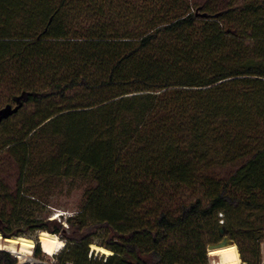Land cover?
Masks as SVG:
<instances>
[{"label":"trees","instance_id":"16d2710c","mask_svg":"<svg viewBox=\"0 0 264 264\" xmlns=\"http://www.w3.org/2000/svg\"><path fill=\"white\" fill-rule=\"evenodd\" d=\"M9 104L0 157L19 178L0 194L15 212L35 202L24 188L35 168L89 181L84 207L60 221L29 214L13 230L0 209L5 237L64 236V223L83 233L59 263L22 264H95L102 230L114 254L97 264H208L221 227L236 238V225L252 230L245 212L264 209V0H0ZM10 165L0 160L1 178ZM0 264L20 263L0 249Z\"/></svg>","mask_w":264,"mask_h":264},{"label":"rangeland","instance_id":"374dc122","mask_svg":"<svg viewBox=\"0 0 264 264\" xmlns=\"http://www.w3.org/2000/svg\"><path fill=\"white\" fill-rule=\"evenodd\" d=\"M222 2H226L227 0H221ZM142 102H137L135 104L130 105L128 108L124 110V120L127 123L133 120L135 118L136 114L139 113L140 109L142 108ZM80 110V109H76ZM139 111V112H138ZM80 119L81 116H79L77 113L72 115V117L67 118L68 122L65 121L62 123L60 128H64L63 131L66 132L65 127H78L80 125ZM124 123H120L118 127L117 132V139L122 137L123 134H125V125ZM3 128L0 126V139L3 133ZM73 128L72 130H76ZM61 131V132H63ZM59 132V134H61ZM47 138L50 139V141L54 140L56 142L58 139L52 138V134L49 133ZM52 139V140H51ZM116 139V140H117ZM50 141H48V145H50ZM1 146V145H0ZM42 156H45V153L42 154ZM2 157V158H1ZM0 160H7L10 162L9 169L6 170V174L3 178L0 177V187L1 185H5L9 190L14 191L17 187V179L18 177V165H15V162H12L13 156H9L6 154H3L1 156ZM42 159V158H41ZM36 169V168H35ZM35 175L31 177L29 181L27 179L25 180L24 188L26 189L27 193H30L34 199V203H25L21 204L20 207L17 208L16 212L14 209L8 204L6 200L2 199V194H0V209L6 208L8 215L13 217L12 224H10L11 229L16 230H24L26 229L24 226V217L28 216L29 214L36 215L40 218H56L58 221L62 219V215L64 217L70 216L72 214H75L79 212L85 204L84 199V189L89 184V181L87 178H82L79 176H74V174L71 175H65L63 172L58 170L57 172H53L50 175L40 173L38 170H35ZM245 218L247 223H250L252 226V230L255 227H263L264 226V209L263 210H248L245 212ZM219 223L223 224L224 217L222 213H219ZM65 220V218H63ZM64 226L66 227L65 235L62 236L60 234H57L59 238H61L64 241V246L59 251H57L55 254H48L43 251L41 247L42 254L40 256H37L36 250H37V242H38V234L39 230H31L26 231L27 235L26 237L32 238L36 245L31 250V253L28 256H25L24 258L19 257L15 253H12L15 255L19 263H36V262H44V263H59L62 258H65L67 247L70 245H74L75 241H78L82 236L83 233L77 231L76 229L69 228L66 223H64ZM3 227H6L5 224H3ZM251 227L247 226L245 224L242 228L240 226H235V237L232 238L230 234H226L229 243L228 244H236L238 246L240 257L242 260V253L241 250L249 256L253 264H264V229L252 231L250 229ZM249 229L251 231V235H249ZM2 236V235H1ZM253 237V238H252ZM93 244L99 245L100 243L108 241V236L106 234V231L102 230L99 231L94 237ZM252 238V239H251ZM2 239H4L2 237ZM223 239V236L219 238L218 242ZM6 240V239H4ZM251 240V241H250ZM209 250L207 247V257H208V264H216L217 257L212 256L209 254ZM8 251V250H7ZM113 252V251H112ZM114 254H104L103 252L94 251L92 248V244L90 245V254L89 256H92V259L95 261V264L99 262H104L109 255ZM243 261V260H242ZM244 262V261H243ZM246 263V262H245ZM71 264V263H68ZM247 264V263H246Z\"/></svg>","mask_w":264,"mask_h":264},{"label":"bare ground","instance_id":"6f19581e","mask_svg":"<svg viewBox=\"0 0 264 264\" xmlns=\"http://www.w3.org/2000/svg\"><path fill=\"white\" fill-rule=\"evenodd\" d=\"M37 238L43 251L48 254H55L64 246V241L57 234L46 230L39 232ZM35 245L36 242L32 238L24 235L4 240L0 233V249L8 250L21 258L28 256ZM92 248L94 251L103 252L104 254L113 253L112 250L96 244H92ZM209 254L218 258L216 264H246L241 260L236 244H227L210 249Z\"/></svg>","mask_w":264,"mask_h":264},{"label":"water","instance_id":"95a60500","mask_svg":"<svg viewBox=\"0 0 264 264\" xmlns=\"http://www.w3.org/2000/svg\"><path fill=\"white\" fill-rule=\"evenodd\" d=\"M18 109V107L13 108L12 105H6L5 107L0 109V122H2L4 119L8 118L11 114H13L16 110ZM220 234L223 236V239L221 241H219L218 243H214V244H210L208 246V249H213V248H217V247H221L224 245H227L229 243V239L226 235V230L224 227L220 228ZM2 235V234H1ZM2 237L4 239H9L11 237H5L2 235ZM10 252V251H9Z\"/></svg>","mask_w":264,"mask_h":264}]
</instances>
